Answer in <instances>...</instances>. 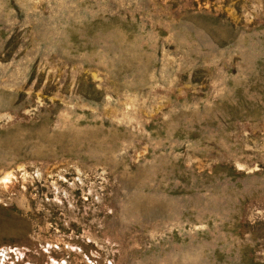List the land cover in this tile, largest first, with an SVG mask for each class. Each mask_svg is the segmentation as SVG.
I'll list each match as a JSON object with an SVG mask.
<instances>
[{
  "label": "rangeland",
  "instance_id": "1",
  "mask_svg": "<svg viewBox=\"0 0 264 264\" xmlns=\"http://www.w3.org/2000/svg\"><path fill=\"white\" fill-rule=\"evenodd\" d=\"M0 264H264V0H0Z\"/></svg>",
  "mask_w": 264,
  "mask_h": 264
}]
</instances>
